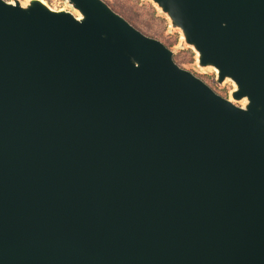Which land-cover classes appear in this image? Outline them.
<instances>
[{
  "label": "water",
  "instance_id": "water-1",
  "mask_svg": "<svg viewBox=\"0 0 264 264\" xmlns=\"http://www.w3.org/2000/svg\"><path fill=\"white\" fill-rule=\"evenodd\" d=\"M64 1L0 0V264H264V0Z\"/></svg>",
  "mask_w": 264,
  "mask_h": 264
},
{
  "label": "rangeland",
  "instance_id": "rangeland-1",
  "mask_svg": "<svg viewBox=\"0 0 264 264\" xmlns=\"http://www.w3.org/2000/svg\"><path fill=\"white\" fill-rule=\"evenodd\" d=\"M25 1V0H24ZM53 8H68L64 0H45ZM116 11L126 17L131 23L144 33L158 38L168 47L175 49L180 40L177 31L169 32V22L167 18L159 13V10L150 1L146 0H106ZM175 60L184 68L198 70L196 66V52L189 47L179 49L174 56ZM202 72V71H201ZM201 76L208 81L218 93L228 97L234 88L231 81L220 86L216 82L214 71L202 72Z\"/></svg>",
  "mask_w": 264,
  "mask_h": 264
},
{
  "label": "flooded vegetation",
  "instance_id": "flooded-vegetation-1",
  "mask_svg": "<svg viewBox=\"0 0 264 264\" xmlns=\"http://www.w3.org/2000/svg\"><path fill=\"white\" fill-rule=\"evenodd\" d=\"M198 69V67H197ZM193 71V70H192ZM194 73H196L197 75L201 76L202 72L198 69V70H194ZM202 77V76H201ZM203 78V77H202ZM204 79V78H203ZM205 80V79H204ZM206 81V80H205ZM210 86H212L208 81H206ZM217 82V80H216ZM218 83V82H217ZM213 87V86H212ZM214 88V87H213ZM215 89V88H214ZM216 90V89H215Z\"/></svg>",
  "mask_w": 264,
  "mask_h": 264
},
{
  "label": "snow or ice",
  "instance_id": "snow-or-ice-1",
  "mask_svg": "<svg viewBox=\"0 0 264 264\" xmlns=\"http://www.w3.org/2000/svg\"><path fill=\"white\" fill-rule=\"evenodd\" d=\"M9 2H11V0H9Z\"/></svg>",
  "mask_w": 264,
  "mask_h": 264
}]
</instances>
